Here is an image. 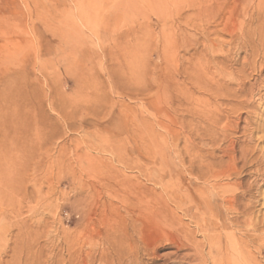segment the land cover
<instances>
[{
  "label": "rangeland",
  "instance_id": "obj_1",
  "mask_svg": "<svg viewBox=\"0 0 264 264\" xmlns=\"http://www.w3.org/2000/svg\"><path fill=\"white\" fill-rule=\"evenodd\" d=\"M233 1L0 0V254L14 244V224L22 228L1 264H172L178 223L204 253L202 232L222 244L253 234L232 224V209L181 156L184 136L196 141L185 122H197L181 106L182 66L202 50L200 31L225 44L226 29L258 0L242 12ZM252 122L264 128V115ZM259 190L253 199L264 198ZM263 205L252 206L248 225L262 220ZM247 250L264 264V250Z\"/></svg>",
  "mask_w": 264,
  "mask_h": 264
},
{
  "label": "bare ground",
  "instance_id": "obj_2",
  "mask_svg": "<svg viewBox=\"0 0 264 264\" xmlns=\"http://www.w3.org/2000/svg\"><path fill=\"white\" fill-rule=\"evenodd\" d=\"M245 1L242 0L241 2L240 0V3H238L234 0L233 9L242 12ZM251 7L252 12L249 17L247 16V21L243 20L234 24L226 31L222 29L229 39L224 42L225 44L220 45L214 42L218 37L217 31H200L203 40L202 42H196L195 40L194 45L201 44L202 50L198 51V49L193 48L194 52L185 59L182 71L179 69L183 76V93L181 94L184 98L183 105L179 104V106H182L186 117L197 119L194 125H191L190 120L186 121V124L183 122L184 120L182 121L188 128H191H189L190 131L194 132L193 136H196V141H193L189 136L192 133L184 136V145L180 144L183 146L182 160L187 158L189 170L195 174L197 180L201 181L207 188L215 190L220 202L226 208L232 209L235 214L232 224L237 228L243 225V229L246 226V228L251 229L249 231L253 234L245 239H237L238 237L235 239V235H233L226 238L225 243L222 244L223 239L221 240L217 232V235L202 232L208 248L207 252L204 253L203 244L196 242L194 235L190 232L186 233L185 227L181 225L182 223H178V234L180 236L183 234V240L191 245V248L188 249L178 236V240L176 239L173 242L176 251L168 255L165 254L167 255L165 260L171 261L172 264H180L181 262L262 264L247 248L254 246L255 251L257 250L258 253L264 250V216L260 222L258 221L259 223L249 225L247 218L251 215L254 204H264V198L258 200L259 197L257 196L258 198L255 200L250 195L252 191L254 193L255 190H259L261 186H264V128L261 122H252L264 115L262 105L257 104L255 106L253 102L254 98L264 101V96H260L261 91L264 90V0L254 2ZM221 34L223 33L221 32ZM186 41H189L188 38ZM188 45L191 46L192 44ZM225 45L227 46L226 50L223 48ZM216 48L219 51L214 50ZM242 53L245 56L241 62L239 56ZM197 56L203 57L205 64H192V59ZM236 65L239 68L233 69V66ZM247 71H249V74H246ZM252 74H256V77H252ZM186 117H183V119ZM252 125L255 127H252ZM261 191L259 190V192ZM166 195L171 202L172 198L168 196V193ZM144 208L151 209L149 201L144 204ZM9 209L11 211V208ZM12 210L14 211V209ZM141 216L143 215L141 214ZM241 218L244 220H241ZM14 226L16 233H13L14 230L11 232V234L13 233L12 239L15 238L14 244L10 247L9 242L6 240L8 243L5 242V245H3L0 258L1 255H6L7 252H16V248H18L16 241L20 239L21 223L14 224ZM242 232L244 233V230ZM180 251H183V253L178 254ZM144 254L149 255L148 251L145 250ZM138 255V253H133L127 257L137 262ZM73 258L75 257L73 256ZM85 258H75L77 260L76 263L73 260L74 264H87L92 257ZM70 260L72 259H69L67 264H73ZM65 261L64 259L62 263H65Z\"/></svg>",
  "mask_w": 264,
  "mask_h": 264
}]
</instances>
